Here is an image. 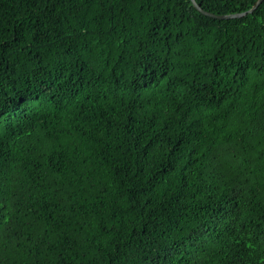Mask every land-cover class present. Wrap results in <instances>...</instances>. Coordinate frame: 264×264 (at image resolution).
<instances>
[{"label": "trees", "instance_id": "16d2710c", "mask_svg": "<svg viewBox=\"0 0 264 264\" xmlns=\"http://www.w3.org/2000/svg\"><path fill=\"white\" fill-rule=\"evenodd\" d=\"M0 264H264V0H0Z\"/></svg>", "mask_w": 264, "mask_h": 264}, {"label": "water", "instance_id": "95a60500", "mask_svg": "<svg viewBox=\"0 0 264 264\" xmlns=\"http://www.w3.org/2000/svg\"><path fill=\"white\" fill-rule=\"evenodd\" d=\"M263 0H257L254 5L246 12L243 13H238V14H232V15H213V14H209L206 12H203L194 2V0H191V3L193 4V6L202 14L209 16L211 18L214 19H231V18H239V17H243L248 13H252L254 11V9L257 8V6L262 2Z\"/></svg>", "mask_w": 264, "mask_h": 264}]
</instances>
